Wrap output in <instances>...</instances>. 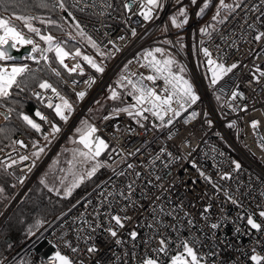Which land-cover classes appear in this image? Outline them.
Here are the masks:
<instances>
[{"label":"built area","instance_id":"built-area-1","mask_svg":"<svg viewBox=\"0 0 264 264\" xmlns=\"http://www.w3.org/2000/svg\"><path fill=\"white\" fill-rule=\"evenodd\" d=\"M51 1L59 7V0ZM68 1L74 9V24L80 25L87 40L91 37L98 45L96 49L90 44L91 51L81 48L82 56L92 57L104 71L96 72L82 57H66L69 68L81 65L83 78L60 74V79L71 92L84 91L86 96L76 101L52 84L73 108L53 145L36 158L32 156L33 141L20 134L16 141H23L26 147L16 144L7 151L0 148V171L15 184L13 194L0 210V230L58 151L60 142L84 117L112 145L104 160L109 173L33 234L3 264H17L25 257L28 264H56L50 259L56 251L70 257L74 264H141L145 258L169 264L170 258L182 251L179 245L184 240L209 264H254L252 255L264 257V217L259 215L264 211V77H259V71H264V39L254 40L258 32H264V0H244L205 38L200 37V23L212 14L218 0L203 18L197 13L205 0H197L195 5L191 0H161L162 7L154 9L153 19L148 21L134 14L140 10L138 4H132L131 12L125 10L123 5L130 0ZM254 6H258L257 11L252 10ZM180 7L186 8L188 23L178 44L170 17ZM78 37L82 38L79 34ZM166 40L171 43H164ZM157 47L165 50V55L155 53L157 59L171 56L185 68L179 74L193 85L199 100L185 104V110L173 118L172 124L166 123L171 113L160 121L150 112L143 117H129L125 112H115L112 106L98 117H89L90 110L113 82L120 81L132 92L122 76L135 82L141 76L156 75L141 65L148 64L144 53ZM203 48H208L211 58L219 63H235L238 67L212 85L207 78L212 75L209 58L204 56ZM47 63L58 72L48 60ZM177 65L173 66L174 72H178ZM27 66L31 71L32 65ZM71 73L81 74L79 69ZM254 77H259V83ZM91 80L95 82L89 84ZM143 83L161 96L166 95L162 78L155 84L147 80ZM233 91L242 95L233 100ZM36 93L45 106L62 103L50 89L38 87ZM173 107L179 106L174 102ZM44 116L52 130L53 121ZM105 116L110 119L105 120ZM148 116L155 121V127H140L139 122ZM4 121L5 115H0V126ZM252 121L259 122L255 129ZM233 122L234 126L228 127ZM25 155L29 159L20 161L19 157ZM11 160L17 163L5 168ZM234 162L240 164L239 169ZM129 164L133 167L129 168ZM225 174L229 179H222ZM105 213L130 217L122 229L111 222L118 232L116 238L106 231L110 220ZM249 216L261 225L260 230L247 223ZM213 223L219 227L211 228ZM132 231L138 233L135 240L129 235ZM161 238L167 242V255L156 251ZM116 239L122 243L118 245ZM90 246L98 251L88 253Z\"/></svg>","mask_w":264,"mask_h":264},{"label":"snow or ice","instance_id":"snow-or-ice-1","mask_svg":"<svg viewBox=\"0 0 264 264\" xmlns=\"http://www.w3.org/2000/svg\"><path fill=\"white\" fill-rule=\"evenodd\" d=\"M179 3L180 0H177ZM191 3L195 5L197 3V0H191ZM243 3V0H237L235 4H226L225 0H219V6L217 8L216 14L212 17L213 21H217L220 17V11L221 9H229L230 11H235L237 8H240ZM132 4H138L139 6V12L134 13L138 14L139 16L143 17L145 21L153 19V10L158 9L162 7L161 0H130V2H126L123 6L125 10L131 12L132 11ZM10 5H14V0H0V9H2L4 12H8L11 10ZM42 7H47L46 4H42ZM59 7L61 9L65 8V5L63 3V0H59ZM209 7L208 0H205V3L203 7L199 9V12L197 15H202L204 11ZM253 11L258 10V6H254ZM69 16H71V13L69 12ZM178 17H182V20L178 19ZM171 23L176 28H182L183 25H186L188 23V14L185 7H180L176 15H173L170 17ZM226 19V18H225ZM40 20L41 23H45L43 19L40 17L32 16V15H25V14H17L14 10H11V15L4 16L0 15V62H6L14 60V57L11 56L8 53L7 48H16L17 44H28L32 45L31 52L32 53H40V59H43L44 61L48 60L47 55H45L46 52H55V56L57 61L60 65H62L65 69H67L70 73L76 72L78 69L80 70L82 74V68L80 64L74 65L72 68H69L68 65L65 63V58L72 56L75 57H82L84 61H86L93 69H95L96 72L103 73L104 67L97 64L92 57L84 55L82 56L79 49L75 50L74 52L70 53L65 50L64 47H62L60 42L56 41V38L52 35H43L41 34V29L33 26V21ZM16 21H19L23 24V27L27 29L29 33H34L36 36L39 37L41 41H43L45 44H47V48H41L38 44H36L31 38H28L25 36V34L19 30L18 25L15 23ZM220 23H223L224 20L220 19ZM48 23L55 24V21H48ZM76 29L78 30V34L83 36L85 35L84 32L80 29V25L77 23L75 25ZM249 27H253L252 25H249ZM200 32L206 33L205 28H201ZM132 35L135 36L136 32L135 29H132ZM123 39V37H121ZM262 39H264V32H258L254 36V40L259 42ZM11 43L9 44V42ZM88 41L91 44L93 48L98 49V45L94 40L91 39V37H88ZM164 43H171V41H164ZM178 44L181 43L180 40L177 41ZM182 46V45H181ZM119 51V49H117ZM202 52L205 57H208V65L210 67V71L212 73L211 77V84L215 85L220 79H222L225 75L228 73H231L233 69L237 68L238 65L233 63L231 66H226L223 63H219L217 60H214L211 58L212 54L208 50V48H203ZM155 53H159L161 55H165V50L163 48L157 47L153 50H148L144 53V58L148 60L147 65H141L142 67H149L153 73L156 75H147L141 76L139 79H137L135 82L131 79H128V77L122 76L121 80H127V83L131 85L132 92L129 94L133 96V99L135 100V103L129 107L115 109V112H125L129 117H143L144 113L150 112L152 116L156 117L160 121H165V117L168 116V113H171V117L167 119V124H172L173 118L178 117L181 115V110H185V104H195L199 100V96L196 94L193 85L189 82V80L185 79L183 75L179 73H183L185 71V68L183 66L177 65V62L174 58L168 56L165 59H157ZM29 58L36 60L37 58L35 56H30ZM150 58V59H149ZM39 62V61H37ZM177 65L178 72L173 71V66ZM28 66L27 64L23 65H15L13 64L11 67L5 66L3 64H0V107L5 106V101H8L12 96V90L13 88L20 89L22 81L19 79L20 77L24 76L25 73H27ZM55 71V70H53ZM259 71V69H257ZM56 75L59 76L60 73L56 72ZM135 75V74H133ZM259 77H264V71H259ZM259 77H254L255 82L259 83ZM163 79L165 87L162 89L166 95L161 96L156 92V90L152 87H148L143 83L144 80L150 81L153 84H155L157 79ZM94 80L89 81L88 83H94ZM171 87V91L169 90V87ZM39 87L41 89L48 90L50 89L53 93H56V95L59 97V99L62 101L61 104H56L53 106L52 103H48L47 107L54 108L56 116L60 118L62 121H67L69 119L68 113H70L72 109L71 103H69L63 96H61L55 87L52 86V84L48 83L47 81H41L39 83ZM77 97L79 99H83L86 96V92L81 91L76 93ZM232 99L235 100L237 97L241 96L242 94L238 91L232 92ZM37 98H40V94L36 93ZM117 92L115 90L111 91L110 99H117ZM219 99V97H217ZM183 101V102H181ZM178 104V108L173 107V103ZM143 105H148L147 107H143ZM135 109V111L130 110ZM246 111V108L243 109ZM13 111V109L8 108L7 114L0 113V115H5V119L8 118V114H10ZM20 118L24 121V123L29 126L31 129L35 130L36 132H41V125L37 123L33 118H31L29 115L20 113ZM36 117H39L42 121H47V117L44 116L39 110L35 113ZM193 118H195L196 114H192ZM145 119L147 117H144ZM105 120L110 119V117L105 116ZM211 124V121L208 122ZM258 121H252L251 126L253 129H255L258 125ZM82 124L85 125L84 129L77 128L76 131L80 133L79 140L77 141L80 145L83 146L82 149H74L73 150V160H69L67 163L69 165V171H72V167L74 164V160L76 159V156L78 155L81 160L80 163L83 164L84 161H93L94 163L91 164V167L85 172V175L81 176H75V173L73 175L75 176V179L73 180L70 187H66L64 191V195L68 196L71 195L72 190L79 186L80 183L83 182L85 176L88 178H91L96 174V172L101 168L105 167L107 165L103 164L102 162L98 161V157H100L108 148V143L96 135L98 129L90 124H87L86 122H82ZM143 126V125H141ZM234 122L232 124H229L228 127H233ZM60 131V128L57 127L55 124L52 125V131L49 135L53 136L55 133H58ZM49 135H45L44 139L48 140ZM13 146L16 144H19L21 147H26L24 145L23 141H13ZM44 151L43 148H39L38 151H35L32 153V156L39 158L40 153ZM164 149H161V152H163ZM169 156H171V153H168ZM20 161H26L29 159V156H20ZM16 160H11V163L5 164V168H10L12 165L16 164ZM235 163V162H234ZM34 166V165H33ZM129 168H132L133 165L129 164ZM195 167V165H193ZM236 169L240 168L239 163H235ZM122 174V173H121ZM139 175V174H137ZM201 175L203 176L204 173L201 172ZM157 179H160V177H157ZM207 179V177H206ZM222 179H229V176L225 174ZM23 182V178H21V183ZM41 183H44V180H41ZM61 184H63V179L61 180ZM129 190L131 191L132 185H128ZM50 191H53L54 189H49ZM57 194H59L58 190ZM3 192V189L0 188V193ZM109 195H112L109 193ZM123 195V193H121ZM227 195V193H226ZM264 195V193H262ZM228 199H232L231 196H228ZM233 203H236L235 201H232ZM110 203V202H109ZM210 207V206H209ZM208 209H205L207 211ZM163 211V209H161ZM109 216L110 220V226L106 229V231L110 234L111 237L116 238L118 236V232L115 230V228H124L125 223L124 221L130 219V217L124 216L121 217L118 214H111V213H105ZM259 215L261 217H264V211L260 212ZM111 222H114L115 228L111 226ZM83 223L88 224V221H83ZM192 221H189V224H191ZM247 223L256 230H260L261 225L256 223L254 219L249 216L247 219ZM42 224V221H37V227H39ZM91 226V225H89ZM211 228L215 229L219 227L218 224L213 223L210 225ZM31 234V230H30ZM130 237L135 240L138 233L136 231H132L129 233ZM116 243L119 245L122 243L120 239H116ZM160 248L156 251L164 253L167 255V242L165 239L161 238L159 240ZM70 246V245H69ZM180 248H182V251H178L177 254L173 255L170 258V264H201L202 257H200L197 252L194 250V248L190 245V243L187 240L180 242ZM73 252H76V248H72ZM98 249L95 246H90L87 248L88 253H95ZM50 259L55 260L57 264H74L73 260L68 257L67 255H62L60 251H56ZM251 260L254 262V264H261V261H264V257H261L259 255H252ZM0 264H3V261H0ZM83 264V262H81ZM141 264H160V262L155 258H145L141 261Z\"/></svg>","mask_w":264,"mask_h":264},{"label":"trees","instance_id":"trees-1","mask_svg":"<svg viewBox=\"0 0 264 264\" xmlns=\"http://www.w3.org/2000/svg\"><path fill=\"white\" fill-rule=\"evenodd\" d=\"M42 4H46L47 7H42ZM64 5L65 8L61 9L55 7L50 0H14V5H10V8L17 14L32 15L43 19L45 23L39 24L41 26V31L43 33L49 32L53 34L52 36L57 38V42H60L66 51L72 53L80 46L84 48V51H87L88 46L86 44H83L80 41H69L63 37L69 23H71L75 28L72 17L69 16V12L72 15L74 9L68 0L64 1ZM11 10L4 12L0 9V15L9 16L11 15ZM48 21H55L56 23L52 24L48 23ZM45 55H47L49 61L60 74L68 76L72 79L76 77L83 78V74L70 73L62 65H60L56 59L54 51L46 52ZM7 63L15 65L30 64L32 65V70L19 78L22 81L20 89L13 88L11 98L8 101H5V106L0 107V110L4 113H7L8 108L13 109V111L8 115V118L5 119L0 126V148L5 151L14 148L15 145L13 146L12 142L16 141L20 134H23L31 139L37 149L43 148L46 146L44 145L46 143V141L44 142V136L49 135L52 130L48 128L45 121H42L39 117L35 116L36 111L39 110L43 115L49 116L53 123L60 129L63 128L65 121L60 120V118L56 116L53 108L45 106L41 102V99L37 98L35 90L39 87V83L41 81L51 79L57 82L58 85L62 86V89L73 99L77 101L78 98L67 86L62 84L60 78H58V76L47 65L46 61L40 59L39 52L36 60L23 58L21 60L14 59L9 62H4V64ZM117 97L118 98L113 101L114 103L109 106L120 109L129 107L135 103L133 96L130 95L125 88H118ZM20 113L29 115L37 123H39L41 125V132L38 133L27 126L20 118ZM154 123L155 121L148 116L146 121L142 123L139 122V126L143 128L149 126L154 128ZM52 137L53 136L49 135V138ZM111 149L112 145L110 144L109 148L103 154L104 160L110 153ZM108 173L109 169L107 167L104 168V170L93 177L87 187L69 200L50 196L46 197L45 195L35 196L29 194L30 190L15 210L16 212L14 211L13 215H11L12 217L9 218L0 230V261H4L6 258L22 248L33 233H35L41 226H44L47 222L53 219L64 208L76 202L86 191L93 188ZM0 188L3 189V192L0 193L1 210L15 190V184L12 179L2 171H0ZM37 221H42V224L39 227L36 226ZM9 239H11V242H9ZM28 262L29 259L26 257L24 264H28Z\"/></svg>","mask_w":264,"mask_h":264},{"label":"rangeland","instance_id":"rangeland-1","mask_svg":"<svg viewBox=\"0 0 264 264\" xmlns=\"http://www.w3.org/2000/svg\"><path fill=\"white\" fill-rule=\"evenodd\" d=\"M51 1V0H50ZM65 0H63L64 3ZM244 1V0H243ZM52 2V1H51ZM214 0H208L209 3V7L204 11V13L202 15H199V18H203L205 16V14L207 13V11L213 6L214 4ZM237 2V0H225L226 4H235ZM53 3V2H52ZM54 5V4H53ZM219 6V0L217 1V3H215V7L214 10L212 11V14L207 18V20L203 21L200 23V29L201 28H205L206 29V33H201L200 32V37L201 38H205L207 37L211 32L215 31V29H217V27H219L220 19H225L227 15H229L230 13H232L233 11H230L229 9H221L220 11V17L218 18L217 21H213L212 17L216 14L217 8ZM56 7V6H55ZM60 8V7H58ZM176 15V14H174ZM8 16V15H7ZM178 19L182 20V17H178ZM18 27L19 30H21L26 37L31 38L36 44H38L41 48H47V44H45L43 41H41L39 39L38 36H36L34 33H29L27 31L26 28L23 27V24L19 21L15 22ZM41 22L40 20H35L33 21V26L41 29V26L39 25ZM170 24L172 27L173 32L175 33V37L177 40H182L183 35L181 34V32H183L185 30V28H187V24L183 25L182 28H176L172 25L171 23V19H170ZM41 34L43 35H53L49 32L47 33H43L41 31ZM54 37V36H53ZM63 37L69 41H80L83 44H86L88 46V50L87 51H91L93 50L90 47V43L89 41L85 38V36H81V39L78 37V30L76 29V27L74 28L72 26L71 23L68 24V27L63 35ZM57 39V38H56ZM57 41V40H56ZM32 46V45H31ZM82 47H78L77 49H81ZM22 49V48H21ZM21 49H18L17 51H20ZM74 50V51H75ZM82 50H84V48H82ZM53 52V51H52ZM38 55V52L36 53ZM30 56L24 57V58H29ZM168 56H165L163 59L167 58ZM171 57V56H170ZM38 58V57H37ZM49 61V59H48ZM9 62V61H7ZM50 62V61H49ZM47 63V61H46ZM51 63V62H50ZM48 65V63H47ZM52 65V63H51ZM49 66V65H48ZM53 66V65H52ZM50 67V66H49ZM54 67V66H53ZM55 68V67H54ZM56 69V68H55ZM53 71V70H52ZM54 72V71H53ZM55 73V72H54ZM56 74V73H55ZM67 78H69L68 76H65ZM211 76H207L208 80L211 81ZM58 78H60L58 76ZM61 80V79H60ZM221 80V79H220ZM219 80V81H220ZM47 82H50L51 84H54L58 87H60L62 89V86L58 85L57 82L48 79L45 80ZM218 81V82H219ZM62 84L65 86V84L63 83V81L61 80ZM125 88L127 89V92H131V90L122 84L120 81H116L113 82L105 91V93L103 94V96H101V98L96 102L95 104V108L90 110V112L88 113L89 117H98L102 111L108 107L110 104L114 103L113 99H110L111 96V91L115 90L118 93V88ZM75 94V93H74ZM76 95V94H75ZM77 97V95H76ZM75 98V97H74ZM78 98V97H77ZM41 99V98H40ZM75 100V99H74ZM78 100H80L78 98ZM42 102V101H41ZM113 107V106H112ZM115 108V107H114ZM73 109V108H72ZM116 109V108H115ZM73 111V110H72ZM73 112L68 113L70 116L72 115ZM51 119V118H50ZM82 122H86L87 124L92 125L86 117H84L80 123H78L75 127H73L72 131L67 134V136L65 137V139L63 141L60 142V147L58 149V151H56V153L54 154L53 158L51 159V161L49 162V164L46 166V168L44 169V171L41 173V175L38 177V179L36 180V182L33 184V186L31 187V191L29 194L38 196V195H45L46 197L50 196V197H57L60 199H64V200H69L72 197H74V195L76 196L79 192H81L85 187H87V185H89V183L91 182V180L93 179V177L98 174L99 172H101L102 170H104V168L106 167H101L94 176H92L91 178H88L85 176L84 180L82 183L79 184L78 187L74 188L72 190L71 195L65 196L64 195V191L66 187H70L73 180L75 179V176H81V175H85V172L91 167V164L94 163L93 161H84L83 164L80 163L81 158L77 155L76 159L74 160V164L72 167V171H69V165H68V161L69 160H73V150L74 149H82L83 150V146L80 145L77 141L79 140V136L80 133H78L76 131L77 128H81L82 130L84 129L85 125L82 124ZM64 128V126H63ZM62 128V129H63ZM60 129V131L62 130ZM59 133V132H58ZM97 136H99L100 138L104 139L103 137L100 136V134L97 132L96 133ZM56 137V133L54 135V137L49 138L48 140L44 139V142L46 141V143L44 145H46L45 147H43L44 151L46 149H48L49 146L53 145V141L55 140L54 138ZM54 139V140H53ZM105 140V139H104ZM106 141V140H105ZM107 142V141H106ZM108 143V142H107ZM108 145H110L108 143ZM39 149H37L35 147V151H38ZM43 151V152H44ZM106 152V151H105ZM104 152V153H105ZM103 153V154H104ZM42 153H40L41 155ZM103 154L98 157V161L102 162L104 164V157ZM39 155V156H40ZM73 173H75V176L73 175ZM44 180V183H41V180ZM63 179V184H61V180ZM49 189H54L53 191H50ZM59 192V194H57V191ZM17 209V208H16ZM16 212V211H15ZM13 215V214H12ZM12 217V216H10ZM14 222V220H13ZM43 226H41L35 233H37ZM33 233V234H35ZM62 254V253H61ZM198 254V253H197ZM64 255V254H62ZM199 255V254H198ZM200 256V255H199ZM26 258V257H25ZM25 258L21 259L18 263L19 264H24L25 262ZM17 263V264H18ZM57 264V262H56ZM170 264V263H169ZM201 264H209L206 261H204L203 259L201 260Z\"/></svg>","mask_w":264,"mask_h":264},{"label":"water","instance_id":"water-1","mask_svg":"<svg viewBox=\"0 0 264 264\" xmlns=\"http://www.w3.org/2000/svg\"><path fill=\"white\" fill-rule=\"evenodd\" d=\"M7 50H8V53L14 57L15 60H21L27 56H35L36 58L38 57V55L36 53L31 52L30 47H24L20 51H17L14 48L8 47ZM5 114H7V113H5ZM9 242H11V239H9Z\"/></svg>","mask_w":264,"mask_h":264},{"label":"bare ground","instance_id":"bare-ground-1","mask_svg":"<svg viewBox=\"0 0 264 264\" xmlns=\"http://www.w3.org/2000/svg\"><path fill=\"white\" fill-rule=\"evenodd\" d=\"M11 43V41L9 42V44ZM24 47H30V48H32V46L31 45H28V44H17V47H16V49L18 50V49H21V48H24ZM15 49V48H14ZM20 263V262H19ZM18 263V264H19Z\"/></svg>","mask_w":264,"mask_h":264},{"label":"crops","instance_id":"crops-1","mask_svg":"<svg viewBox=\"0 0 264 264\" xmlns=\"http://www.w3.org/2000/svg\"><path fill=\"white\" fill-rule=\"evenodd\" d=\"M16 49V48H15ZM17 50V49H16ZM7 62V61H6ZM3 112V111H2Z\"/></svg>","mask_w":264,"mask_h":264}]
</instances>
